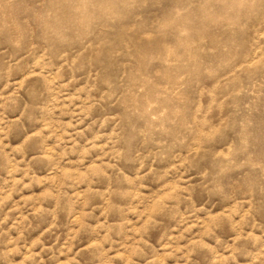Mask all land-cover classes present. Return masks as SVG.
<instances>
[{"label":"rangeland","instance_id":"374dc122","mask_svg":"<svg viewBox=\"0 0 264 264\" xmlns=\"http://www.w3.org/2000/svg\"><path fill=\"white\" fill-rule=\"evenodd\" d=\"M0 264H264V0H0Z\"/></svg>","mask_w":264,"mask_h":264}]
</instances>
